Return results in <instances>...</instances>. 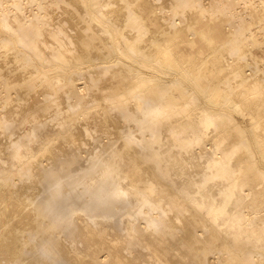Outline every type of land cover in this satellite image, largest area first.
<instances>
[{
	"label": "bare ground",
	"instance_id": "obj_1",
	"mask_svg": "<svg viewBox=\"0 0 264 264\" xmlns=\"http://www.w3.org/2000/svg\"><path fill=\"white\" fill-rule=\"evenodd\" d=\"M0 264H264V0H0Z\"/></svg>",
	"mask_w": 264,
	"mask_h": 264
}]
</instances>
